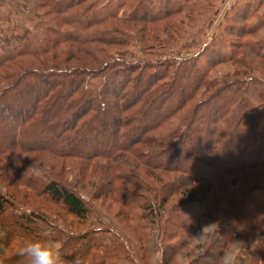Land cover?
<instances>
[{"label": "trees", "instance_id": "16d2710c", "mask_svg": "<svg viewBox=\"0 0 264 264\" xmlns=\"http://www.w3.org/2000/svg\"><path fill=\"white\" fill-rule=\"evenodd\" d=\"M100 1L45 0L44 18L36 21L21 44L0 53V154L47 152L62 159L111 161L127 152L150 170L182 172L213 184L250 169H264V84L253 75L244 72L242 77L232 75L230 81L209 80L208 66L196 57L152 63L107 52L99 59L101 52L106 53L103 46H129L137 38L127 27H116V22L146 24L204 5L194 0H161L154 6L155 0ZM255 1L240 0L228 26L230 35L243 38L264 27V15L256 16L264 0ZM129 3L133 9L122 15ZM71 44L79 49L67 54L59 49ZM240 44L264 60V39ZM59 53L67 60L83 54L99 65L60 63ZM236 53H224L211 63L234 61ZM199 94L204 99L191 110ZM41 188L38 194L71 215L88 217V205L75 190L55 180L43 182ZM218 188L213 202L227 204L235 220L258 232L264 251V176L256 185L242 184L239 192L225 185ZM128 194L132 201H122L127 208L138 197ZM185 194L183 203L188 206L170 210V222L178 229L193 228L210 210L209 193ZM16 205L0 193V223L10 232L44 239L41 222L48 223V218L32 209L9 213L10 221L7 213ZM138 207L144 210L143 217L153 220L162 209L152 202ZM96 232L69 235L61 248L62 264H87L94 249L102 246ZM219 256L212 254L216 261Z\"/></svg>", "mask_w": 264, "mask_h": 264}, {"label": "rangeland", "instance_id": "374dc122", "mask_svg": "<svg viewBox=\"0 0 264 264\" xmlns=\"http://www.w3.org/2000/svg\"><path fill=\"white\" fill-rule=\"evenodd\" d=\"M44 1L0 0V53L21 44L36 21L44 18ZM110 1L119 0L100 2ZM194 1L204 6L198 11L188 10L146 24L116 22V27H127L137 38L129 46H103L106 53H100V61L107 52L152 63H179L182 59L196 57L200 64L208 66L209 80L228 78L230 81L234 79L232 75L245 72L264 84V60L250 54L246 48L238 47L240 41L264 39V27L243 38L232 36L228 26L234 21V8L240 0ZM160 2L155 0L153 6ZM227 3L231 5L227 6ZM132 9L129 3L121 9V14L127 15ZM261 15H264V3L256 16ZM59 49L67 54L69 49L79 48L71 44ZM233 52H237L234 61L211 63L215 57L224 53L233 55ZM240 57L243 59L238 61ZM58 60L66 62L67 58L59 53ZM67 63L72 66L99 65V61L83 54L80 58H70ZM200 95L190 104L191 110L204 99ZM8 171L11 172L9 178ZM263 176L264 169H250L213 184L182 172L150 170L134 154L127 152L111 161L62 159L47 152L0 154V193L17 204L15 208L10 206L8 220H12L9 213H30L33 209L48 218V223L41 222L44 238L51 237L62 246L69 235L79 236L88 229L97 230L102 246L94 249L87 264H214V251L220 254L216 264H264V251L258 245L259 233L250 231L246 222L235 220L227 204L213 202L219 186L225 185V188L239 192L242 184L256 185ZM49 180L64 184L84 198L89 208L85 220L71 215L49 197L38 194L42 183ZM127 190L138 195L135 204L129 208L122 204L123 200L132 201L133 195ZM190 190H197L200 195L201 190L209 193L211 201L207 206L209 204L210 210L193 228L178 229L170 222V210L188 206L183 202L187 200L185 193ZM149 202L162 208L154 220L143 217L145 212L138 207ZM24 237L28 236L18 230L10 232L0 223V260L3 264H15L16 249Z\"/></svg>", "mask_w": 264, "mask_h": 264}, {"label": "clouds", "instance_id": "9594fccd", "mask_svg": "<svg viewBox=\"0 0 264 264\" xmlns=\"http://www.w3.org/2000/svg\"><path fill=\"white\" fill-rule=\"evenodd\" d=\"M61 248L62 243L51 237L44 239L24 237L16 249L15 264H62ZM0 264H3L2 260ZM73 264L78 262L74 261Z\"/></svg>", "mask_w": 264, "mask_h": 264}, {"label": "built area", "instance_id": "2783aa9c", "mask_svg": "<svg viewBox=\"0 0 264 264\" xmlns=\"http://www.w3.org/2000/svg\"><path fill=\"white\" fill-rule=\"evenodd\" d=\"M226 1H227V0H226ZM229 2H230V1H229ZM228 5H231V4L227 3V6H228Z\"/></svg>", "mask_w": 264, "mask_h": 264}, {"label": "crops", "instance_id": "0c3cea01", "mask_svg": "<svg viewBox=\"0 0 264 264\" xmlns=\"http://www.w3.org/2000/svg\"><path fill=\"white\" fill-rule=\"evenodd\" d=\"M240 2V1H239ZM238 5V4H237ZM235 9V8H234Z\"/></svg>", "mask_w": 264, "mask_h": 264}]
</instances>
